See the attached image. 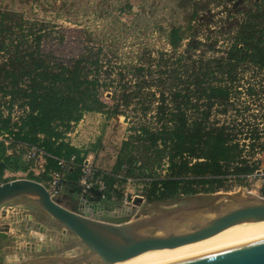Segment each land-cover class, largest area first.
<instances>
[{
  "label": "trees",
  "instance_id": "obj_1",
  "mask_svg": "<svg viewBox=\"0 0 264 264\" xmlns=\"http://www.w3.org/2000/svg\"><path fill=\"white\" fill-rule=\"evenodd\" d=\"M242 15L223 50L193 34L192 19L186 30L166 33L170 52L128 68L99 56L54 65L42 55L41 30L25 31L19 19L10 31L0 13V184L6 173L31 169L16 149L25 145L44 154L43 172L29 180L58 175L76 199L87 156L100 143L77 148L68 134L85 114L98 113L123 117L128 128L111 172H94L88 202H109L128 181L161 207L243 188L264 154V6L255 2ZM101 92L111 94V107ZM14 107L22 109L17 121Z\"/></svg>",
  "mask_w": 264,
  "mask_h": 264
},
{
  "label": "rangeland",
  "instance_id": "obj_2",
  "mask_svg": "<svg viewBox=\"0 0 264 264\" xmlns=\"http://www.w3.org/2000/svg\"><path fill=\"white\" fill-rule=\"evenodd\" d=\"M259 1L264 6V0H0V13L7 15L5 24L10 31L16 30L19 19L24 20L25 31L41 30L44 34L42 55L49 57L54 65L72 66L78 59L99 56L111 66L131 68L147 63L158 53L170 52L166 33L172 28L186 30L192 19L191 32L202 40L209 38L206 44H216V50H223L228 36L241 22L242 13ZM27 45H32L30 40ZM205 50L203 48L201 52ZM110 97V93L101 92V100L109 107L113 104ZM4 103L2 100L1 110L5 114ZM21 115L22 109L14 107L12 116L19 118ZM127 128L123 117L109 118L105 114L89 113L78 124L72 125L68 141L78 148H88L99 142V149L87 156L85 164L93 172L110 173ZM259 159V172L249 178L243 188L235 187L229 194L262 196L264 154ZM30 174L38 177L41 172L34 169L25 173H6L4 179L8 182L29 180ZM95 179L92 185L97 184ZM51 183L40 184L50 191ZM60 183L57 182L56 192H51V198L68 209L76 210L78 201L88 190L81 187V195L73 199ZM142 188V184L132 181L121 185L117 195L103 203L106 210L131 206L135 198H142L143 203L132 221L155 214L154 206L148 205L142 197ZM195 202L196 199H189L176 206ZM1 210L7 217L0 219V226L15 225L17 230H12L7 236L0 235V264H29L37 256L50 255L49 252L59 258L70 259L84 252L81 248L65 252V242L71 237L66 236L65 242L58 239L60 231L44 225L50 218L29 204L27 199L13 200ZM18 216L31 217L30 227L25 221L18 223L15 219Z\"/></svg>",
  "mask_w": 264,
  "mask_h": 264
},
{
  "label": "water",
  "instance_id": "obj_3",
  "mask_svg": "<svg viewBox=\"0 0 264 264\" xmlns=\"http://www.w3.org/2000/svg\"><path fill=\"white\" fill-rule=\"evenodd\" d=\"M19 198L46 214V227L60 231L64 251L81 248L82 254L62 259L53 253L37 256L29 264H116L144 253L175 249L198 243L243 224L264 222V198L218 193L199 197L190 205L156 208L155 214L132 221L143 203L135 198L131 206L108 211L103 203H90L85 197L70 210L51 198L40 183L14 180L0 184V219L2 207ZM12 228H17L15 225ZM1 228H10L1 225ZM164 264H264V234L236 245Z\"/></svg>",
  "mask_w": 264,
  "mask_h": 264
},
{
  "label": "bare ground",
  "instance_id": "obj_4",
  "mask_svg": "<svg viewBox=\"0 0 264 264\" xmlns=\"http://www.w3.org/2000/svg\"><path fill=\"white\" fill-rule=\"evenodd\" d=\"M264 234V222L243 224L229 228L207 240L175 249L144 253L131 260L116 264H164L236 245Z\"/></svg>",
  "mask_w": 264,
  "mask_h": 264
},
{
  "label": "built area",
  "instance_id": "obj_5",
  "mask_svg": "<svg viewBox=\"0 0 264 264\" xmlns=\"http://www.w3.org/2000/svg\"><path fill=\"white\" fill-rule=\"evenodd\" d=\"M13 118V121H17L18 118ZM6 145H8V143H5ZM17 151L22 153V157L23 160L28 163L31 164L32 168H34L35 170H40V172H43V166H44V154L42 151H40L39 149L35 148V147H29V146H25V145H17ZM59 165L61 166V168L63 170H65L67 168V166L63 163L60 162ZM30 169L31 171H34V169ZM86 170V171H85ZM60 180V176L58 175H54L53 176V181L50 185V195L51 192H56V188H57V182ZM94 180V172L90 169L87 168V164H84V168H83V177L80 181V186L83 189H90V187L92 186V181ZM99 188L100 190L103 189V185L101 182H99ZM260 198H264V192L262 194V196H260Z\"/></svg>",
  "mask_w": 264,
  "mask_h": 264
},
{
  "label": "flooded vegetation",
  "instance_id": "obj_6",
  "mask_svg": "<svg viewBox=\"0 0 264 264\" xmlns=\"http://www.w3.org/2000/svg\"><path fill=\"white\" fill-rule=\"evenodd\" d=\"M6 217H7V215L5 214V217H4V218H6ZM4 218H3V219H4ZM15 219H16V221H17L18 223H20L21 221H25L26 224H28L29 227H30V223H32V218L29 217V216H25V217H23V216H18V217H16ZM38 221H39V220H38ZM43 222H46V221H43ZM15 227H17V226H15ZM12 230H15V228H12L11 226H10V228H1V229H0V235H3V236L10 235ZM16 230H17V228H16ZM1 258H2V257H1V254H0V262H1Z\"/></svg>",
  "mask_w": 264,
  "mask_h": 264
},
{
  "label": "crops",
  "instance_id": "obj_7",
  "mask_svg": "<svg viewBox=\"0 0 264 264\" xmlns=\"http://www.w3.org/2000/svg\"><path fill=\"white\" fill-rule=\"evenodd\" d=\"M75 147H77V146H75ZM78 148V147H77Z\"/></svg>",
  "mask_w": 264,
  "mask_h": 264
}]
</instances>
